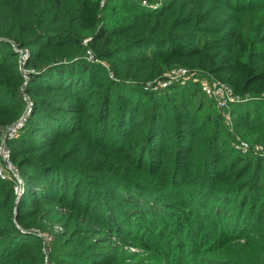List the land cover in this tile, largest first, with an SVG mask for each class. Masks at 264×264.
I'll use <instances>...</instances> for the list:
<instances>
[{
	"label": "rangeland",
	"instance_id": "374dc122",
	"mask_svg": "<svg viewBox=\"0 0 264 264\" xmlns=\"http://www.w3.org/2000/svg\"><path fill=\"white\" fill-rule=\"evenodd\" d=\"M5 1L0 134L26 123L11 140L18 192L0 178V264H264V161L253 171L264 160V0H178V18L176 7L148 26L129 4L157 12L167 0H69L50 28L39 4L19 0L12 19ZM53 29L72 36L8 35ZM214 82L239 100L219 108L202 90ZM203 185L214 193L200 196ZM216 195L231 199L222 216Z\"/></svg>",
	"mask_w": 264,
	"mask_h": 264
},
{
	"label": "trees",
	"instance_id": "16d2710c",
	"mask_svg": "<svg viewBox=\"0 0 264 264\" xmlns=\"http://www.w3.org/2000/svg\"><path fill=\"white\" fill-rule=\"evenodd\" d=\"M29 1H32V2H34V3H37V4H39L40 6H41V10H40V15L43 17V23H46L47 24V26L50 28V25H52L53 24V22L54 21H58L57 19H62V21L64 20H66V18H63V17H60L59 15L58 16H55V14H57V13H60V11H63L64 10V7L62 6V3L64 2V1H69V0H52V2H50V3H47V0H22V2L21 3H23L24 2V6L25 5H27L28 3H29ZM176 1H178V0H167V1H165V4H164V7L160 10V11H157V12H152V11H149L148 9H146V8H144V7H140L136 2H135V4H129L130 6H128V8H130V9H135V10H137L138 12H136V14H135V16H137L139 19L141 18H144V17H147V19H148V22H146V25L148 26L150 23H152V21H153V19L154 18H162V17H165V16H168L169 15V13H166L168 10H171V9H174V8H176L175 9V11L174 12H172L171 14H170V18L172 17V16H176V17H174L173 18V21L176 19V18H178L179 16H180V14L182 13V11L184 10V8H185V6H186V4H187V2H182V3H180L179 5H178V3H175ZM134 3V2H133ZM3 5H4V7H6L7 9H9V13L8 14H6V15H8L10 18H12V19H14L15 17H17V15H19V0H6L4 3H3ZM175 5V6H174ZM177 5V6H176ZM231 4H227V6L226 7H228L229 9H231V10H233V11H235V10H245V9H247L248 7H231L230 6ZM108 7H110V4L108 5ZM113 8V7H112ZM250 8V7H249ZM202 11H203V9H202ZM53 12V15H51L50 16V14ZM49 13V14H48ZM138 13V14H137ZM202 13L203 12H201L200 13V15H202ZM2 14V11H0V15ZM46 14H48V17L46 18L45 17V15ZM75 18H72V20H74ZM213 23H214V25L216 24V21L215 20H213L212 21ZM159 23V20H155V22H154V24H158ZM174 22H171V24H170V26H168V30L170 31L171 30V25L173 24ZM54 30V29H53ZM14 31L15 30H13V34H11L12 32L10 31L9 32V36L10 35H12L11 37H15L18 41H20L21 43H22V45H29V44H37L42 38H51V41H53V39L52 38H57V39H55L56 41L58 40V38H61V37H71L72 36V33L70 32V31H62V32H57V31H55V33H53V32H41V31H39V32H37V33H34L30 38H32V39H28V38H26L24 35H22L21 33H19L18 35L17 34H14ZM57 32V33H56ZM151 32V29L149 30V32L148 33H150ZM106 34V31H102V33L101 34H99V35H97V39H103V37H104V35ZM76 35V34H75ZM166 35H169V34H166ZM159 36H155V38H158ZM96 39V40H97ZM1 42V41H0ZM2 43V42H1ZM6 43V50H5V52H6V54H10V55H13V53L11 52L12 50H11V45L9 44V43H7V42H5ZM51 43H55V41H53V42H51ZM111 43V41L110 40H108V41H106V42H104V44H106V45H109ZM137 47H139V45L137 46ZM156 48H157V46H156ZM156 48H154V50H156ZM159 55H161V54H158V55H154V58H156V57H158ZM153 58V59H154ZM67 59H69V58H67ZM59 61V60H58ZM0 68H1V66H0ZM62 75V73H60V72H58V73H56V79L58 78H60V76ZM17 78H19L18 76H16ZM65 79H67V78H65ZM64 78H61V80H65ZM66 81V80H65ZM0 86H2V87H7V83H6V81L3 79V78H0ZM74 87H77V85L76 86H73L72 88L73 89H71V91L72 92H74V93H76L75 95H77L78 93H79V91H80V89H76V88H74ZM10 91H12V90H10ZM74 95V96H75ZM75 98V97H74ZM237 109H239V108H237ZM12 123V122H11ZM44 135H46V134H44ZM47 136V135H46ZM17 139V138H16ZM15 139V140H16ZM45 139V141H48L46 138H44ZM15 140H13V141H10V144H9V146H10V148H11V151H12V155H11V158H12V161H13V163L14 164H16L18 167H19V163H17L16 162V160L17 159H15V156H14V153H15V150L16 149H14L13 147V145H14V143L15 142H18V140L17 141H15ZM231 150H233L232 148H231ZM230 153V155H229V158H236L235 159V161H238L239 163H241V161H243L244 159L243 158H257V157H255V156H252V155H242V154H237L236 156H235V154H234V152H229ZM259 158V157H258ZM234 161V162H235ZM262 161H264L263 159H260V160H257V162H256V164L254 165V172L256 173V172H259L260 171V169H259V167H260V164L262 163ZM234 162H230V164H228V165H233V163ZM239 163H237V164H239ZM251 166H252V164H251ZM258 175H260V174H258ZM22 176L24 177V179L26 178V177H28V176H30V177H33L30 173H28V172H25V173H22ZM41 177V176H40ZM42 180L44 179V178H41ZM1 181V180H0ZM1 183H6L10 188H11V190H12V192H13V194H16V192H18L17 191V189H16V187L18 186V180L16 179V178H14V177H11L9 180H6V181H2ZM248 186V185H247ZM204 188V190H202ZM255 188V186H253V188L252 189H254ZM195 190V192H200L201 194H200V196H202V193H207L210 189L209 188H207L206 189V187H205V185H203L202 186V188L199 190V189H194ZM194 190H191V191H193V194H194ZM198 193H197V195H198ZM211 195H212V193H214V190H210V192H209ZM130 195H128L127 197H129ZM133 195H131L130 196V198H127L128 200H130V201H128L129 202V204H130V206H134V207H138V206H144L148 201L147 200H145L144 198H142V197H140V199H134L133 197H132ZM139 197V196H138ZM214 197V202L211 204V206L213 205H216V208H217V206H219V205H221L220 206V209H225V208H227V205L228 204H231V199L230 198H228V197H222V196H213ZM201 200H198V202H197V211L198 212H203V204H204V199H205V196H203V197H201L200 198ZM217 202H218V204H217ZM223 202V203H222ZM121 203H123V202H121ZM222 203V204H221ZM115 205H119L120 203H118V202H115L114 203ZM262 207L264 206V205H261ZM123 208V207H122ZM145 208V207H144ZM136 210V209H135ZM132 212L134 211V210H131ZM146 211V210H145ZM127 213V212H126ZM148 213V212H147ZM205 213V212H204ZM134 214H139V213H134ZM217 215H219V216H222V210H219V208H217ZM260 214H258V215H256V217L257 216H259ZM137 217V216H136ZM245 221H247L246 219H244L243 220V224H245ZM192 251H194L193 249H191ZM193 254L191 255V257H194V252H192ZM181 259H184V257H181Z\"/></svg>",
	"mask_w": 264,
	"mask_h": 264
},
{
	"label": "built area",
	"instance_id": "2783aa9c",
	"mask_svg": "<svg viewBox=\"0 0 264 264\" xmlns=\"http://www.w3.org/2000/svg\"><path fill=\"white\" fill-rule=\"evenodd\" d=\"M105 1L106 0H102V6L104 5ZM155 2L157 4L147 7L156 9L161 6V3H158L161 2V0H155ZM143 3L147 4L148 1L144 0ZM186 72L187 69L185 68H179L177 70V74H185ZM202 90L215 101L219 108L226 109L232 103H236V101L239 100V97L233 92L231 88L220 82H214L212 84L206 83L203 85ZM25 123L26 117L25 115H22L17 120L10 123L0 134V178L14 177L17 180L19 179L20 181L18 169L11 158L12 151L9 144L10 141L15 138L24 128ZM235 147L243 153H254L252 151L253 149H251V145L247 140L238 141V144ZM254 154L259 156V151H255ZM260 156H264V150L262 153L260 152Z\"/></svg>",
	"mask_w": 264,
	"mask_h": 264
}]
</instances>
